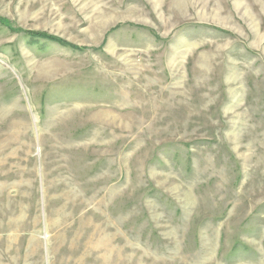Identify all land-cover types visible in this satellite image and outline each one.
<instances>
[{"label":"rangeland","instance_id":"obj_1","mask_svg":"<svg viewBox=\"0 0 264 264\" xmlns=\"http://www.w3.org/2000/svg\"><path fill=\"white\" fill-rule=\"evenodd\" d=\"M53 263L264 264V0H0V264Z\"/></svg>","mask_w":264,"mask_h":264},{"label":"bare ground","instance_id":"obj_2","mask_svg":"<svg viewBox=\"0 0 264 264\" xmlns=\"http://www.w3.org/2000/svg\"><path fill=\"white\" fill-rule=\"evenodd\" d=\"M81 238V237H80ZM85 238V237H84ZM83 239V238H82ZM67 246V245H66ZM64 246H62L61 248H63ZM81 247V246H80ZM82 248V247H81ZM65 251V250H64ZM77 251V250H76ZM54 264V263H53Z\"/></svg>","mask_w":264,"mask_h":264},{"label":"trees","instance_id":"obj_3","mask_svg":"<svg viewBox=\"0 0 264 264\" xmlns=\"http://www.w3.org/2000/svg\"><path fill=\"white\" fill-rule=\"evenodd\" d=\"M42 35V34H41Z\"/></svg>","mask_w":264,"mask_h":264}]
</instances>
